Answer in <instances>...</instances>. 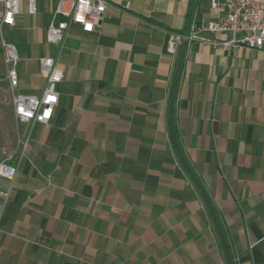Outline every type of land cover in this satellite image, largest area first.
I'll return each instance as SVG.
<instances>
[{
	"label": "crops",
	"instance_id": "obj_1",
	"mask_svg": "<svg viewBox=\"0 0 264 264\" xmlns=\"http://www.w3.org/2000/svg\"><path fill=\"white\" fill-rule=\"evenodd\" d=\"M36 1L6 29L16 92L42 94L39 58L63 76L49 123L18 122L0 264H264V53L197 39L169 54L191 0H106L94 32L72 25L55 47V0ZM210 19L194 0L198 38L226 40L199 31Z\"/></svg>",
	"mask_w": 264,
	"mask_h": 264
},
{
	"label": "built area",
	"instance_id": "obj_2",
	"mask_svg": "<svg viewBox=\"0 0 264 264\" xmlns=\"http://www.w3.org/2000/svg\"><path fill=\"white\" fill-rule=\"evenodd\" d=\"M25 1L27 13L30 16L35 15L37 1ZM107 5L106 0H55L51 18L45 28V42L59 47L67 29L72 25L78 26L83 33L94 32ZM209 9L211 19L202 22L199 31L227 34L228 38L221 42L198 38L197 26L192 22L187 28L186 41L199 39L221 52L246 49L264 53V0H209ZM18 15L19 0H0V49L6 67L7 85L11 92L13 115L19 123L46 125L58 104L55 87L62 81L63 73L55 58H39L38 63L47 72L46 86L42 94L37 97L16 92L19 82V56L15 46L3 37V31L15 27ZM182 40V34L169 33L166 51L175 56ZM28 140L26 136L24 141H19L14 150L0 160V199L4 202L13 190L17 163L28 145Z\"/></svg>",
	"mask_w": 264,
	"mask_h": 264
},
{
	"label": "rangeland",
	"instance_id": "obj_3",
	"mask_svg": "<svg viewBox=\"0 0 264 264\" xmlns=\"http://www.w3.org/2000/svg\"><path fill=\"white\" fill-rule=\"evenodd\" d=\"M22 2L23 0H19V10L21 9ZM3 37L10 40L7 30L3 31ZM19 125L20 124L13 115L11 92L7 85L6 67L3 63L0 49V160H2L5 155L11 153L16 147L20 134Z\"/></svg>",
	"mask_w": 264,
	"mask_h": 264
},
{
	"label": "water",
	"instance_id": "obj_4",
	"mask_svg": "<svg viewBox=\"0 0 264 264\" xmlns=\"http://www.w3.org/2000/svg\"><path fill=\"white\" fill-rule=\"evenodd\" d=\"M193 6H194V0H191L190 7H189V13H188L187 27L189 26V23H190V17L192 14ZM187 35H188V30H186V32L183 34L182 47H184L187 42L186 41ZM173 95H174V92H173Z\"/></svg>",
	"mask_w": 264,
	"mask_h": 264
},
{
	"label": "trees",
	"instance_id": "obj_5",
	"mask_svg": "<svg viewBox=\"0 0 264 264\" xmlns=\"http://www.w3.org/2000/svg\"><path fill=\"white\" fill-rule=\"evenodd\" d=\"M181 162H182V163H184V161H183V160H181Z\"/></svg>",
	"mask_w": 264,
	"mask_h": 264
}]
</instances>
